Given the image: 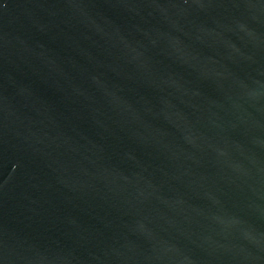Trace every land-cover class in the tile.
<instances>
[{
	"label": "water",
	"instance_id": "1",
	"mask_svg": "<svg viewBox=\"0 0 264 264\" xmlns=\"http://www.w3.org/2000/svg\"><path fill=\"white\" fill-rule=\"evenodd\" d=\"M0 264H264V0H0Z\"/></svg>",
	"mask_w": 264,
	"mask_h": 264
}]
</instances>
